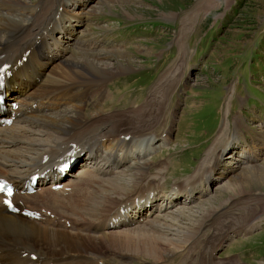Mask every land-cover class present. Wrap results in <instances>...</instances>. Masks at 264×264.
Returning <instances> with one entry per match:
<instances>
[{
  "label": "bare ground",
  "instance_id": "6f19581e",
  "mask_svg": "<svg viewBox=\"0 0 264 264\" xmlns=\"http://www.w3.org/2000/svg\"><path fill=\"white\" fill-rule=\"evenodd\" d=\"M96 1L99 0H39L37 5L30 6L25 0H0V73L10 78L8 100H25L18 110L9 107L18 118L17 123L0 128V179L3 176L12 181L20 192L26 191L27 175L38 169L52 170L61 159L73 158V168H79L63 176L60 182L39 183L34 194L16 192L17 203L21 202L25 211L39 215L38 219L8 213L2 208L0 197L2 264H136L144 257L159 264L184 246L187 251L180 256L187 260L197 251L185 245L195 232L179 225L178 220L185 218L192 224L201 214L179 210L175 222L169 225L150 220L159 193L156 185L148 186L146 191L143 187L148 183L141 186L148 163H140L139 154V162L129 166L133 161L129 155L120 158L106 151L123 153L138 137L150 134L163 120L162 107L154 101L130 110L127 116L124 112L118 116L111 112L84 115L90 104L98 108L114 98L109 85L118 72L130 69L105 64L107 59L97 51L100 44L95 40L90 43L91 39L87 42L88 34L78 36L77 27L87 16L72 11L84 10ZM83 39L86 41L82 42ZM68 40L69 45L63 44ZM65 52L69 55H64ZM244 125L240 118L236 132L243 133ZM168 131L170 135L171 130ZM221 134V139L227 137L225 130ZM36 135L38 138L34 140ZM260 137L264 139V135ZM230 143L234 145V139ZM139 144L142 147L143 143ZM225 146H219L221 151ZM242 154L243 163L252 167L246 166L242 174L220 189L232 197L256 192V184L264 186V166H255L258 157L250 150ZM220 158L216 154L212 163L205 160L201 171L198 169L201 178L195 183L186 187L176 185L171 189L173 193H166L165 198L171 197V207L184 195L191 202L208 195L212 175L222 163ZM120 178L124 183L115 182ZM55 184L62 189L55 191ZM208 201L197 207L201 206L203 214L206 213L203 204ZM204 229L205 226L201 232ZM213 233L211 240L218 237L220 246L230 237L227 232L220 236ZM212 250L208 245L202 247L198 251L199 261L194 263L214 264L215 249ZM31 253L38 259L34 261Z\"/></svg>",
  "mask_w": 264,
  "mask_h": 264
},
{
  "label": "rangeland",
  "instance_id": "374dc122",
  "mask_svg": "<svg viewBox=\"0 0 264 264\" xmlns=\"http://www.w3.org/2000/svg\"><path fill=\"white\" fill-rule=\"evenodd\" d=\"M25 1L30 6L39 2ZM102 1L84 10L70 9L88 18L77 27L78 36L88 34L87 42L100 44L97 51L107 59L105 64L130 69L118 72L109 85L114 98L98 108L90 104L84 115L124 112L127 116L134 108L157 102L163 120L155 131L138 137L123 153L106 151L120 158L129 155L133 160L129 166L139 162V154L140 163H148V178L141 186L147 182L146 191L156 185L159 193L150 214L157 213L150 220L169 225L179 210L201 214L192 224L185 218L178 220L195 232L185 244L197 250L194 260L180 256L187 251L184 246L159 264H195L198 251L206 245L215 249L214 264H264V186L256 184V192L233 197L220 190L246 168L243 151L258 157L255 166H264V139L260 137L264 135V0H222L221 4L218 0ZM240 118L245 123L243 133L236 132ZM223 130L227 139H221ZM233 139L234 145L230 143ZM219 146L226 148L221 151ZM216 154L222 163L212 175L209 194L195 202L184 195L171 207V197L165 194L173 193L176 185L195 183L205 160L212 163ZM121 179L115 182L124 183ZM206 200L210 202L203 204V214L201 206L197 207ZM214 231L218 236L227 232L230 237L220 246L218 237L211 240ZM136 264L156 263L144 257Z\"/></svg>",
  "mask_w": 264,
  "mask_h": 264
},
{
  "label": "snow or ice",
  "instance_id": "6c2138e0",
  "mask_svg": "<svg viewBox=\"0 0 264 264\" xmlns=\"http://www.w3.org/2000/svg\"><path fill=\"white\" fill-rule=\"evenodd\" d=\"M0 191H3V188H2V186H0ZM8 195H11V190L9 189L8 190V193H7Z\"/></svg>",
  "mask_w": 264,
  "mask_h": 264
}]
</instances>
